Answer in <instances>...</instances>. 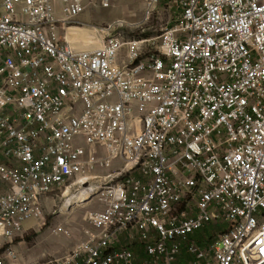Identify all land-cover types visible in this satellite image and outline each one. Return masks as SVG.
<instances>
[{
  "label": "built area",
  "instance_id": "obj_1",
  "mask_svg": "<svg viewBox=\"0 0 264 264\" xmlns=\"http://www.w3.org/2000/svg\"><path fill=\"white\" fill-rule=\"evenodd\" d=\"M145 1L171 16L158 35L111 26L79 50L70 32L113 0H0V264H29L70 191L88 227L38 264H264V0Z\"/></svg>",
  "mask_w": 264,
  "mask_h": 264
},
{
  "label": "rangeland",
  "instance_id": "obj_2",
  "mask_svg": "<svg viewBox=\"0 0 264 264\" xmlns=\"http://www.w3.org/2000/svg\"><path fill=\"white\" fill-rule=\"evenodd\" d=\"M170 20L171 16L169 12L161 9L154 21L147 22L145 0H113L111 9L90 8L80 18L79 22L81 25H78V29H88L91 33L90 41H93L95 38L99 41L100 33L98 30L108 29L111 26L116 27L118 32H124L128 38H131V36L146 35L148 33L158 35ZM79 197L73 191H70L64 197H62L60 192H55L49 197L44 212L45 226L43 229L36 227L23 240L27 245L25 249H31L28 252L29 255H39L40 257L45 254L46 261L49 259H59L82 240L83 232L88 227V224L84 221V216L91 209V205L85 202L84 205L79 204L69 209L66 207V203L69 200ZM58 227L73 229L74 237L67 239L53 234V230ZM6 245V242L0 241L1 247H5ZM15 245H18V243ZM124 246H127L125 240ZM19 248L21 249L20 246H17L18 250Z\"/></svg>",
  "mask_w": 264,
  "mask_h": 264
},
{
  "label": "crops",
  "instance_id": "obj_3",
  "mask_svg": "<svg viewBox=\"0 0 264 264\" xmlns=\"http://www.w3.org/2000/svg\"><path fill=\"white\" fill-rule=\"evenodd\" d=\"M29 227H31V226H28V228ZM215 233H216V230H214L213 228H208V229L194 235L191 240L193 242H196L202 249H206L207 244L212 241ZM123 244H124V240H123V236H122L120 239V245L119 246H121ZM15 246L17 248V246H19V245H15ZM133 247L135 248L136 245H134ZM19 251H21L20 248H19ZM136 253L141 257L144 256L143 251L141 249H136ZM45 256H46L45 254L43 256H40V257H39V255H35V256L34 255H27V256L23 255L24 260L26 262H28L29 264H38L41 262H46ZM41 258H42V260H41ZM189 261H190V259L188 258L187 255H185L184 260H182V263L187 264ZM202 264H205V263L202 262Z\"/></svg>",
  "mask_w": 264,
  "mask_h": 264
},
{
  "label": "bare ground",
  "instance_id": "obj_4",
  "mask_svg": "<svg viewBox=\"0 0 264 264\" xmlns=\"http://www.w3.org/2000/svg\"><path fill=\"white\" fill-rule=\"evenodd\" d=\"M89 35H90V37H89ZM68 38H69L70 41L74 42L77 45V48L79 50H88L92 46L93 47H96V45H98L97 42H95V39L93 41H90V39H91V33H90V31L88 29H75V30H72L70 32ZM88 199H89V197L87 196L86 193H84L79 198H72L71 200H69L66 203V207L69 209L70 207H72V206H78L79 204H83L84 205V203Z\"/></svg>",
  "mask_w": 264,
  "mask_h": 264
},
{
  "label": "trees",
  "instance_id": "obj_5",
  "mask_svg": "<svg viewBox=\"0 0 264 264\" xmlns=\"http://www.w3.org/2000/svg\"><path fill=\"white\" fill-rule=\"evenodd\" d=\"M150 33L146 34V35H149Z\"/></svg>",
  "mask_w": 264,
  "mask_h": 264
}]
</instances>
